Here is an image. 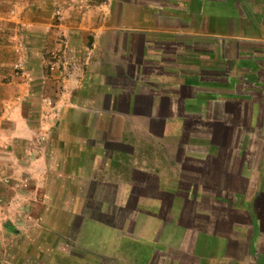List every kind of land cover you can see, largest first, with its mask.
Wrapping results in <instances>:
<instances>
[{
  "label": "crops",
  "instance_id": "0c3cea01",
  "mask_svg": "<svg viewBox=\"0 0 264 264\" xmlns=\"http://www.w3.org/2000/svg\"><path fill=\"white\" fill-rule=\"evenodd\" d=\"M119 4L108 65L58 92V164L31 187L27 238L52 264H264V0ZM15 107L6 156L32 137Z\"/></svg>",
  "mask_w": 264,
  "mask_h": 264
},
{
  "label": "rangeland",
  "instance_id": "374dc122",
  "mask_svg": "<svg viewBox=\"0 0 264 264\" xmlns=\"http://www.w3.org/2000/svg\"><path fill=\"white\" fill-rule=\"evenodd\" d=\"M119 2L134 0H0V122L8 104L15 103L12 113L32 130L31 139L13 144V156L0 154V165L11 163L14 173L0 178V264L55 262V254L38 255V235L27 238L37 231L42 210L33 204L31 187L41 185L48 167L58 164V92L68 89L69 76L103 72L112 59L108 48L123 39L104 36L107 27L120 26ZM33 157L41 161L32 164ZM48 242L44 246L58 248L57 241Z\"/></svg>",
  "mask_w": 264,
  "mask_h": 264
}]
</instances>
